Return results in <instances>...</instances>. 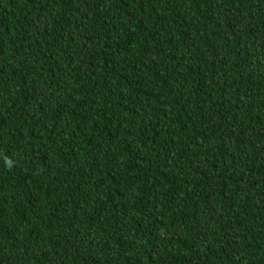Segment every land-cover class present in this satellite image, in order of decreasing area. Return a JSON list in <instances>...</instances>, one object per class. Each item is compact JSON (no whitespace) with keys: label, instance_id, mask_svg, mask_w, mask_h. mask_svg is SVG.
I'll return each instance as SVG.
<instances>
[{"label":"trees","instance_id":"16d2710c","mask_svg":"<svg viewBox=\"0 0 264 264\" xmlns=\"http://www.w3.org/2000/svg\"><path fill=\"white\" fill-rule=\"evenodd\" d=\"M0 264H264V0H0Z\"/></svg>","mask_w":264,"mask_h":264}]
</instances>
